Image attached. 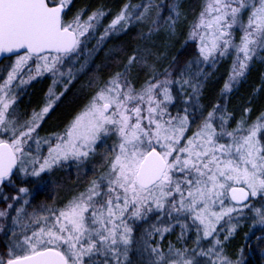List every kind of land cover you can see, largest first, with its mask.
<instances>
[{
	"label": "snow or ice",
	"instance_id": "6c2138e0",
	"mask_svg": "<svg viewBox=\"0 0 264 264\" xmlns=\"http://www.w3.org/2000/svg\"><path fill=\"white\" fill-rule=\"evenodd\" d=\"M70 5L0 0V264H243L226 245L248 221L239 253L253 243L264 251V235L249 234L264 227V111L249 122L245 107L233 124L227 109L252 64L264 62V0H203L188 23V59L160 69L167 43L163 51L137 47L107 78L89 80L87 102L59 131L41 136L42 122L111 35L141 24V39L163 31L174 40L188 19L182 0L167 18L153 0L126 2L96 38L105 11L85 19L80 9L66 20ZM116 51L123 49L109 54ZM229 57L206 110L201 100L214 75L207 69ZM46 75L45 103L22 119L19 98ZM89 164L93 176L81 183ZM60 170H75L70 195L33 205V189L46 190ZM141 224L148 226L137 236Z\"/></svg>",
	"mask_w": 264,
	"mask_h": 264
},
{
	"label": "trees",
	"instance_id": "16d2710c",
	"mask_svg": "<svg viewBox=\"0 0 264 264\" xmlns=\"http://www.w3.org/2000/svg\"><path fill=\"white\" fill-rule=\"evenodd\" d=\"M165 1L153 0V2L160 4ZM126 2L139 4L142 0H71V5L66 10L65 19L71 20L80 9H85L83 16H88L94 10L101 8L105 11L106 15L98 27L97 33L104 24L119 12L122 5ZM201 3L202 0H182L183 10L188 13L190 21L194 13L199 12ZM186 24L185 22L183 23V26L180 28L181 34L174 40H168L163 31L153 33L148 39H141V33L136 25L131 26L124 32L111 35L101 46V49L97 52L90 65L82 73L78 74L74 83L70 85L69 90L57 102L55 109L42 122L39 134L44 136L48 133L59 131L87 102L92 91L87 86L89 80L94 77L100 78L101 80L107 78L108 75L117 70V61L120 62V66L122 67L126 57L137 47L141 49L152 48L153 51H163L165 43H167V58L159 65L160 69L167 67L173 57H177L181 62L188 59L191 56L189 44L186 47L183 46L187 36ZM147 29L144 33L145 35L148 33ZM110 49H123V51H116L115 54H109ZM228 60L221 61L216 69L208 70L209 72H214V75L206 84L201 100L206 110L210 109L212 104L217 102L224 78L227 76ZM97 65L100 66L99 70H97ZM136 75L137 72L134 70L133 76L135 77ZM138 76L139 79L136 80L137 86L146 79V73L141 71L138 73ZM262 77H264V62L256 61L252 64L247 78L230 94L227 109L233 113L235 118L233 124H235V120L241 118L245 107L252 109L249 114V122L254 121L260 112L264 111V88H260ZM50 84V77L47 75L30 83L26 91L19 98L17 104V111L21 114L22 119L27 118V114H30L33 109H38L45 103V94L48 92ZM52 179L54 183L50 184L46 190L38 192L35 189L33 191L32 196L35 197L32 200L33 205L41 202H50L52 195H54L53 198H56V200L62 201L70 195L71 190L74 189L77 182L75 170L57 171ZM85 179H88V177H82L81 183ZM0 203L3 204V202ZM250 223L248 221L238 228L234 238L226 245V251L233 259L238 254L242 256L245 254L244 264H264V256L259 254L260 247L256 246L255 243H253L251 248L245 247L242 254L239 253L241 245L247 243L244 240V234L249 232L248 225ZM249 234L251 240L254 241L255 236L264 235V227H258L256 225ZM174 239V235L168 236L164 244L166 245L168 240ZM248 249H250V253ZM5 250V237L0 234V252H4Z\"/></svg>",
	"mask_w": 264,
	"mask_h": 264
},
{
	"label": "rangeland",
	"instance_id": "374dc122",
	"mask_svg": "<svg viewBox=\"0 0 264 264\" xmlns=\"http://www.w3.org/2000/svg\"><path fill=\"white\" fill-rule=\"evenodd\" d=\"M202 2H203V0H202ZM155 3V2H154ZM174 3V0H166L165 2H162L161 4L164 6L163 7V18H167L168 17V15H169V6L170 5H172ZM168 9V10H167ZM167 10V11H166ZM116 15V14H115ZM115 15L106 23V24H104L102 27H101V29H99V31L97 32V33H95V36H96V38H98L99 36H100V34L103 32V30H104V28L110 23V21L115 17ZM84 18L86 19L87 18V16H84ZM189 17H188V19L186 20V21H184L185 23H187L186 25H187V27L186 28H188V23H189ZM161 23H163V20L161 21ZM137 27H138V29H139V31H140V33H145L146 32V29H147V25H141V24H135ZM148 30V29H147ZM187 30V29H186ZM237 36H238V33H237ZM96 38H94V39H92L90 42H89V47H92L93 45H95L96 44V42H97V39ZM189 47H190V49H189V52H190V54L192 55V53H193V51H194V49H195V45L194 44H189ZM229 60H228V66H227V68L230 66V64H231V57H229L228 58ZM77 67H79V65H77ZM211 68H209V69H207V70H210ZM50 77V76H49ZM52 82V80H51V77H50V83ZM63 89V85H61L59 88H57L56 89V91L58 92V91H60V90H62ZM173 111H175V109L173 110ZM195 128V125H193V129ZM108 143L109 144H111V140H109L108 141ZM103 147V146H102ZM95 163V165L98 167V164H99V160H97L96 162H94ZM88 167H89V169H88ZM92 167H93V164H89L88 166H87V177H88V179L89 178H91L92 176H93V172H92ZM63 171H66V170H63ZM67 173V172H66ZM9 189V190H8ZM35 189H33V191H34ZM3 191H4V193L5 194H7V195H13L14 194V189L13 188H11V187H5L4 189H3ZM11 191V192H10ZM33 191H32V193H33ZM54 197V195H52V197L50 198V202L53 200V199H55L56 200V198H53ZM5 205L4 204H2V203H0V208H2V207H4ZM149 223H151V221L149 222ZM148 225H146V224H141V225H138V226H136V234H137V236H139V234H140V232L143 230V228H145V227H147ZM258 227H262V226H260V225H257ZM179 231V229H177V232ZM174 237H175V235H174ZM189 243H191V241H189ZM248 252L250 253V249H248ZM259 254L260 255H263L264 256V251H262L261 250V248L259 249ZM243 257V264H244V262H245V254L242 256Z\"/></svg>",
	"mask_w": 264,
	"mask_h": 264
}]
</instances>
